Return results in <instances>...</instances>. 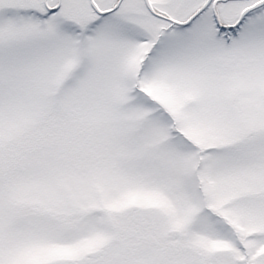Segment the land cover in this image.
<instances>
[{"label":"snow or ice","instance_id":"1","mask_svg":"<svg viewBox=\"0 0 264 264\" xmlns=\"http://www.w3.org/2000/svg\"><path fill=\"white\" fill-rule=\"evenodd\" d=\"M0 264H264V0H0Z\"/></svg>","mask_w":264,"mask_h":264}]
</instances>
